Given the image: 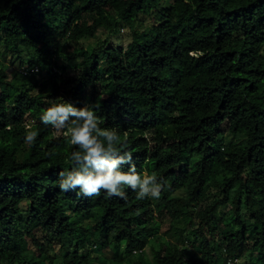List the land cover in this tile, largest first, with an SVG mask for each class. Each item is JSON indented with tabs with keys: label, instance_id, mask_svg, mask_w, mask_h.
I'll return each mask as SVG.
<instances>
[{
	"label": "trees",
	"instance_id": "trees-1",
	"mask_svg": "<svg viewBox=\"0 0 264 264\" xmlns=\"http://www.w3.org/2000/svg\"><path fill=\"white\" fill-rule=\"evenodd\" d=\"M65 100L99 102L158 200L60 191L76 149L40 116ZM92 245L130 254L109 264H264V0H0V264H93L73 251Z\"/></svg>",
	"mask_w": 264,
	"mask_h": 264
},
{
	"label": "clouds",
	"instance_id": "clouds-1",
	"mask_svg": "<svg viewBox=\"0 0 264 264\" xmlns=\"http://www.w3.org/2000/svg\"><path fill=\"white\" fill-rule=\"evenodd\" d=\"M99 108V102L96 104L86 103L82 107H77L65 100L63 103H55L48 107L40 116V122L44 126H50L56 132L62 133L76 149L68 155L66 161L70 162L71 170H61L58 173L60 191L63 193L75 192L77 196L85 198L99 197L105 193L106 198L119 197L127 201L128 197L125 191L127 188L136 193L137 199L158 200L165 190L166 182L162 179L158 180L155 172L149 174L145 171L141 174L137 171L132 153L121 151L122 141L118 130L101 127L103 120L97 116ZM37 136V131L29 129L25 136V143H35ZM125 165L128 166L127 171L123 170ZM166 238L169 239V237ZM181 245L182 248L192 247L187 240L182 241ZM89 247L73 249V251L77 255H82L84 251L89 250ZM92 247L98 255L88 257L100 259V256L104 254L96 251L95 245ZM121 248L119 247L114 252L115 248L110 245L105 253L111 251V256H113L114 253L119 254L120 250L123 252ZM148 248L149 246H145L143 249L133 250L132 255L139 254L143 250L150 254ZM79 250L82 252L78 253ZM129 256L130 254H125V258ZM125 258L116 259L115 255L117 261H123ZM95 259H93V264H95ZM135 261L133 259L127 264H138ZM240 261L241 259L231 256L225 264H239Z\"/></svg>",
	"mask_w": 264,
	"mask_h": 264
},
{
	"label": "rangeland",
	"instance_id": "rangeland-1",
	"mask_svg": "<svg viewBox=\"0 0 264 264\" xmlns=\"http://www.w3.org/2000/svg\"><path fill=\"white\" fill-rule=\"evenodd\" d=\"M120 32L122 33V35H124V34L127 33L128 31H126V29L124 28V29L121 30ZM128 42H129L128 39H125V37H124V38H122V39H119V41H114L113 44H114L115 47H118V46H120V45H122V46L125 47V45H126ZM45 69H46V68H45ZM44 71H45V70H44ZM27 127H28V126H27ZM226 136L228 137L229 134L226 133ZM169 223H170V219H169V217H164V218H163V221H162V223H161V230H160L161 233H165V232H166V230H167V228H168V226H169ZM35 234H36V237H37L38 240H39L40 238H43L44 232H43L41 229H36V230H35ZM180 241L182 242L181 239H180ZM41 242L45 243V246H46V248H47V250H48V253H49V255H50L51 257H54V256L58 255L59 258H62V257L64 256L65 249L62 248V247H60V246L58 245L57 241H54V240L51 239V240H50L51 245L47 244V243L45 242L44 239H43V241H41ZM29 246L31 247L32 251L38 253V252L36 251L37 249H33V248H32V242L29 243ZM67 250H68V248H67ZM110 250H112V249H110ZM148 250H149V248H148ZM112 251H113V250H112ZM149 251H150V250H149ZM81 252H82L81 250L78 251V253H81ZM86 252H87V256H97V255H98L97 252L94 251V248H93L92 246H90V247H89V250H86ZM114 252H116V249L114 250ZM111 255H112V254H111V251H109V252L105 253L104 255H101V256H100V259H98V260L95 259V260H94V263H95V264H108L109 257H110ZM123 258H125V254H124L123 252H121V250H120L119 254H116V259H120V260H121V259H123ZM239 264H245L244 259H241V261L239 262Z\"/></svg>",
	"mask_w": 264,
	"mask_h": 264
}]
</instances>
